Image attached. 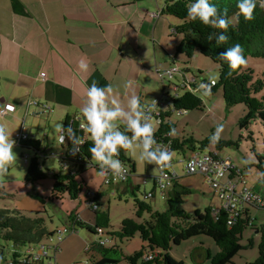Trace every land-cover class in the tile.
I'll use <instances>...</instances> for the list:
<instances>
[{
    "label": "trees",
    "instance_id": "trees-1",
    "mask_svg": "<svg viewBox=\"0 0 264 264\" xmlns=\"http://www.w3.org/2000/svg\"><path fill=\"white\" fill-rule=\"evenodd\" d=\"M220 13L225 9L228 11L230 24L226 30L229 39L227 42L217 46L215 40H208L212 33L225 31L224 29L214 28L211 25H205L199 20L192 21L187 18V4L189 0H165L161 14L175 18L181 22L171 31V35L181 36L176 47V55H183L192 58L195 53L212 60L219 69V79L206 81V85L197 92H191L181 88L182 94L177 92L175 95H166L170 98L171 105L164 111L162 121L158 124V129L154 130L153 136L157 145L161 148L172 152L196 151L195 141L192 138L181 139L178 137L177 126L171 122L174 112H186L201 110L204 105L202 99L198 97L201 92L216 93L222 91L226 107L231 108L237 105H244L246 111L239 121V127L242 130H248L253 122L260 120L264 124V79L259 78L254 69L246 68V64L236 70H231L226 61L218 58L219 53L225 49L239 43L245 50L246 60L249 58H264V9L259 6L254 10L253 19L246 21L243 16L236 17L237 11L236 0H212ZM247 63V62H246ZM186 71V70H184ZM187 72V71H186ZM212 82L214 85L212 86ZM80 119L77 116H68L65 120L64 127L70 124L76 134L84 142L81 150L75 155L72 153L71 141L66 136V141L62 145L68 152L63 160L61 171H51L44 167V163L38 156L32 158L29 164L25 182L34 185L40 181L52 176L53 187L51 199L62 201L66 198L78 200L80 194L87 189L84 175L89 169H97L91 159V153L88 151L92 144L89 134H86L80 128ZM123 130V126H119ZM176 130V135L169 136L170 129ZM131 136V133H127ZM249 139L252 140V134ZM209 138L202 142V148L209 144ZM154 145L153 147H156ZM228 143L219 140L216 143L218 149L226 147ZM24 148L41 151L39 142L29 140L21 144ZM129 150L120 149L118 158L122 164L129 167L134 174L135 163L128 156ZM70 152V153H69ZM66 166V167H65ZM167 170L171 169V163L166 162L164 166ZM264 170V168L261 167ZM239 177H243V172L239 171ZM232 177H236L233 173ZM180 178L175 175L171 191L166 195L168 209L160 212L145 201L136 199L135 207L137 210V219H125L121 228L114 234H109L111 244L108 246L100 245L96 241L97 230H104L110 227V218L108 212H100L99 194L96 198L87 197L86 206L92 202L97 204V210L87 207L93 211L95 222L93 224L84 222L76 214L70 215L69 223L72 229H85L93 235L94 240L90 243L89 252L91 264H183L171 257L173 246H179L182 242L198 236L211 238L219 252L212 255L207 254L210 264H231L232 260L243 249L241 240L243 232L248 227L253 226V219L249 208L245 209L237 217L232 218V214L220 209L218 211L207 208L204 212L197 211L189 214L184 211L177 202L183 195L191 194V190L180 185ZM1 193L3 187L0 188ZM44 203V199L35 196ZM257 208V207H256ZM264 209V208H262ZM147 215V217H145ZM140 220V221H139ZM233 221L230 225L229 221ZM262 243L259 246V258L250 264H264V230H262ZM54 235L49 232L45 226V220L42 218L31 219L25 216L18 209L0 208V264H20L19 260L25 258L28 260L32 253L29 250L33 247L38 248V243L42 238H49ZM139 236L142 241V248L131 255L123 254L118 241H130ZM7 244L12 245V260L6 259ZM16 248H24L19 252ZM38 251V250H37ZM52 257L44 258L39 262L31 260L25 264H46Z\"/></svg>",
    "mask_w": 264,
    "mask_h": 264
},
{
    "label": "crops",
    "instance_id": "crops-1",
    "mask_svg": "<svg viewBox=\"0 0 264 264\" xmlns=\"http://www.w3.org/2000/svg\"><path fill=\"white\" fill-rule=\"evenodd\" d=\"M163 6L158 0H0V107H16L14 113L0 116V124L14 141L24 130L39 142L41 151L18 144L32 151V158L64 159L67 151L55 127L64 125L68 116H78L93 81L101 87L112 85L106 99L125 102L134 93L146 105L144 93L157 85L153 69L166 70V57L175 54L173 64L177 57L178 43H165L169 17L161 14ZM81 58L89 64L86 72L78 66ZM182 77L180 85L169 83L171 95L184 84ZM162 83L160 98L165 99L169 93ZM59 147L61 153H46ZM133 183L129 179L113 188L114 193L125 195L129 187L134 192ZM171 188L161 190L165 197ZM156 190L154 181L150 193Z\"/></svg>",
    "mask_w": 264,
    "mask_h": 264
},
{
    "label": "rangeland",
    "instance_id": "rangeland-1",
    "mask_svg": "<svg viewBox=\"0 0 264 264\" xmlns=\"http://www.w3.org/2000/svg\"><path fill=\"white\" fill-rule=\"evenodd\" d=\"M158 2L164 4L165 0H158ZM180 24L181 22L175 18L169 17L166 20L167 36L165 43L174 42V44H177L180 41L181 36L171 35V31ZM160 51L165 52V50ZM174 57L175 54L170 59L166 57L170 62V66L175 65L178 69L186 70L190 77L195 76L198 79L199 84L204 80L209 82L219 79L218 66L212 60L199 53H195L190 59L183 55H178L173 64L172 60ZM170 66L166 70L159 66V71H167L172 68ZM246 68L254 69L256 75L264 79V58H249ZM153 72L157 85L144 93L146 105L153 99L162 97L163 94L162 79L159 78L155 69H153ZM180 77H182L181 74L177 73L171 82L165 83L166 92L169 95L174 93L169 87V83L180 85ZM179 93L182 94L183 91L180 89ZM198 97L202 99L204 105L201 110L174 112L172 114L171 122L177 126L178 137L181 139L192 138L196 142L195 149L198 152L215 151L223 159H231L234 165L243 172V178L238 187H246L264 199V170L261 169V167L264 168V124L257 120L252 123L248 130L240 129L239 121L243 117L246 107L244 105L226 107L222 91L216 93L201 92ZM151 122L154 130H157L158 125L156 122L154 120ZM217 124L223 125L220 140L228 143V145L218 149L216 143H209L202 148V142L212 135ZM250 134H252V140L249 139ZM16 143L13 150L17 159L9 166L6 174L0 175V188L3 187V191L7 194L1 193L0 189V208L11 210L17 208L31 219L42 218L45 220V226L49 232L56 233L66 227L72 229L69 223L71 214H76L86 223L93 224L95 215L86 206L89 192L93 194L99 193V210L100 212L109 213L110 227L106 229L109 234L118 232L125 219L138 220L135 207L136 198L147 202L156 211L164 212L168 209L167 199L159 188L153 194L154 197H145V194L148 195L153 190L154 178L159 175V169L157 165L141 161L139 159V149H135L134 154L132 150L128 151L129 158L136 163V173L130 177V180L134 181V192L129 187L128 193L125 195H119L118 192L114 193L113 188L104 185V177L93 168L89 169L84 175L88 188L80 194L78 200L66 198L62 201H54L51 199L52 176L34 185L25 182L33 152L24 149ZM56 147L58 146L56 145ZM61 152L62 147H59L54 152L46 153L53 155ZM171 154V159L168 161L171 163V170L180 178V185L191 190V194L183 195L180 199L176 198L180 207L189 214H194L197 211L204 212L207 208H212L216 211L220 210L222 208V200L218 192L206 182L203 176L187 174L186 162L191 154L190 151L185 153L172 152ZM26 157L28 162L25 160ZM63 161L60 157H54L42 162L47 169L61 171L64 167ZM93 164L95 166L98 165L95 161H93ZM122 186L125 185L122 184ZM37 195L44 199V203L35 198ZM249 210L251 211L254 227H248L243 232L241 240L243 249L233 258L231 264H250L259 258V246L262 243V230H264V209L250 206ZM93 240V235L85 229L79 228L77 231L67 234L58 245L59 251L57 253L50 251L52 263L91 264L89 262L91 252H88L87 249ZM116 243L125 255H131L142 248V241L139 236L130 241L121 242L116 240ZM42 245H57V239L42 238L38 243V248ZM12 247V245L7 244L6 259L8 261L13 258ZM38 248L33 247L29 252L36 254ZM16 249L19 252L24 251V248ZM208 252L215 255L219 252V249L211 238L198 236L182 242L179 246H173L170 254L179 263L210 264V260L206 258ZM45 263L49 264L50 262L46 261ZM121 264L126 263L123 262Z\"/></svg>",
    "mask_w": 264,
    "mask_h": 264
},
{
    "label": "clouds",
    "instance_id": "clouds-1",
    "mask_svg": "<svg viewBox=\"0 0 264 264\" xmlns=\"http://www.w3.org/2000/svg\"><path fill=\"white\" fill-rule=\"evenodd\" d=\"M259 6L264 9V0H236V17L243 16L244 20L253 19L254 10ZM187 18L199 20L205 25L214 28L224 29L223 32L212 33L208 40H215L217 46L228 41L226 30L230 24L227 9L220 13L212 0H189L187 4ZM245 50L239 43L219 53L218 58L226 61L231 70H236L246 64ZM80 70L87 71L89 64L86 59L81 58L78 64ZM131 82L125 84L130 87ZM113 92L111 84L99 86L95 81L87 87L86 101L79 109L77 118L80 119V128L89 134L92 141L88 151L91 159L98 163L100 174L111 172L114 176H122L124 166L118 158L119 150H140L139 159L147 164L166 166L171 159V152L157 145L154 139V127L151 122V113L156 108V103L145 105L141 102L140 96L131 94L125 97L122 102L116 97L106 99ZM155 101V100H154ZM119 125H123V130ZM55 131L58 134V141L64 144L65 137L71 141L72 153L75 155L81 150L83 141L76 134L71 124L65 128L63 124H57ZM223 125L217 124L215 131L209 137L210 143H217L220 140ZM131 133L129 136L127 133ZM169 136L176 135L174 128L168 132ZM157 145L156 147H153ZM15 141L8 128L0 124V175L8 172L9 166L16 161L14 152Z\"/></svg>",
    "mask_w": 264,
    "mask_h": 264
},
{
    "label": "built area",
    "instance_id": "built-area-1",
    "mask_svg": "<svg viewBox=\"0 0 264 264\" xmlns=\"http://www.w3.org/2000/svg\"><path fill=\"white\" fill-rule=\"evenodd\" d=\"M159 78L162 79V82H171L174 79L177 73L183 76L184 84L179 88H185L191 92H197L200 88L206 87V85L199 84L198 79L195 76H188L187 72L181 69H178L176 66H172L171 69L167 71H159L156 70ZM43 77V76H42ZM44 78V77H43ZM212 86L214 82L211 83ZM168 98V97H166ZM155 100V101H154ZM156 103V108L151 113V121L154 120L156 124H160L162 121V116L164 111L169 108L171 105L170 98L163 99L157 98L153 99L148 105ZM32 104H36L35 102ZM16 110L15 105L13 104H4L0 107V116L4 117L7 114L14 113ZM181 113V112H179ZM24 129V128H23ZM31 140L29 134L25 133L24 130L16 134V142L21 145L23 142ZM66 141V137H65ZM65 143V142H64ZM84 144V142H83ZM83 144L81 146H83ZM68 153V152H67ZM70 153V152H69ZM97 166V171L100 173L99 165ZM124 173L122 176H114L110 171L105 172L102 176L104 177V185L110 188H115L116 186L126 184L132 173L128 166L124 165ZM66 167V166H65ZM159 175L155 177V185L160 190L164 191L173 186V179L176 174H174L171 169L167 170L164 166H158ZM239 169L234 165L231 159H223L216 152H198L194 151L188 157L186 162V172L188 175H201L205 178L206 182L214 188L222 200V209L232 214V218L237 217L243 212L245 209L251 207L264 208V199L257 195L252 190L248 188H239V182H237L236 177L242 179L243 177H239ZM233 173L236 174V177H232ZM101 175V174H100ZM97 194H93L91 192L88 193V197L91 199L96 198ZM145 197H153V193L145 194ZM87 207H92L97 210L99 206L97 204H93L90 202ZM229 224L232 225L233 221H229ZM74 231L64 228L62 230H58L54 235L49 237L50 240L54 238L57 239V245H42L38 248L36 254H32V259L29 257L28 260L22 258L19 260L20 264L30 263L31 260L34 262H39L44 258H49L50 251L57 253L59 251L58 245L60 242L64 240V236ZM106 230L100 228L97 230L96 241L100 245L108 246L111 244ZM88 252L90 250V245L88 246ZM49 264L52 263V259L49 261ZM13 264V263H10Z\"/></svg>",
    "mask_w": 264,
    "mask_h": 264
}]
</instances>
